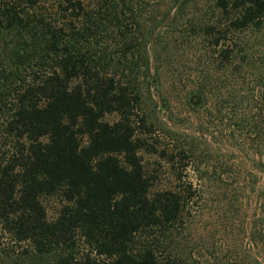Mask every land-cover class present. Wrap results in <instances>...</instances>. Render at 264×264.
Segmentation results:
<instances>
[{
	"label": "trees",
	"instance_id": "1",
	"mask_svg": "<svg viewBox=\"0 0 264 264\" xmlns=\"http://www.w3.org/2000/svg\"><path fill=\"white\" fill-rule=\"evenodd\" d=\"M150 1L61 0L52 11L38 0L0 6V108L16 146L0 159V224L30 244L22 252L29 264H185L177 233L201 191L197 182L227 193L196 143L207 128L199 136L170 129L178 144L159 146L152 88L161 75L151 60L170 49L191 0H165L163 8ZM188 24L210 56L185 102L209 124L233 121L232 131L244 130L255 149L250 238L260 250L254 264H264V43L256 42L255 57L240 40L264 31V0H212ZM160 104L169 110L168 98ZM143 152L171 164L173 188L152 189ZM187 169L196 184L183 179ZM55 196L61 202L50 219L43 199Z\"/></svg>",
	"mask_w": 264,
	"mask_h": 264
},
{
	"label": "rangeland",
	"instance_id": "2",
	"mask_svg": "<svg viewBox=\"0 0 264 264\" xmlns=\"http://www.w3.org/2000/svg\"><path fill=\"white\" fill-rule=\"evenodd\" d=\"M38 1L44 10L52 11L57 9L61 0ZM5 2L7 0H0V6ZM150 2L153 8L158 4L162 8L169 4L165 0ZM211 3L212 0H191L186 8V17L179 18L176 31L170 36V49L157 61L153 58L151 60L153 69H159L161 75L159 89L154 86L152 88L153 97L158 102L156 111L161 124L156 138L160 147L169 146L171 150L178 142L169 136L170 129L182 136H199V130L207 128L208 140L198 137L196 143L200 145V150L209 154L206 157L209 162L205 164L216 168V177L222 178L221 184L227 189L225 195L217 193L213 185L202 186V182L196 181L191 170H184L183 179L195 184L197 182V188L201 190L187 205L182 227L177 233L179 253L185 264H254L256 256L260 255V250L250 238L252 222L256 220V188L253 189L254 177L248 172L256 175L255 149L249 140L244 143V130L232 131L236 128L232 125L233 121L226 118L209 124V118L204 119L192 112L184 98L200 71L209 67L210 56L209 50L204 48L206 42L190 30L188 20L208 9ZM259 39L262 41L260 44L264 43V31L259 35L246 32L240 36V40L249 42V49L255 53V57L256 42ZM162 98L169 99L167 111L160 104ZM3 116L4 112L0 108V159L16 148L14 140L4 129ZM113 117L109 116V119ZM142 158L147 173L154 177L152 189L175 186L177 181L174 169L166 159L147 152L142 153ZM230 194L234 197H230ZM60 202L57 196L43 199L48 218L56 215ZM24 250L31 252L30 244L15 242L0 224V264H29L26 259L28 254L22 253Z\"/></svg>",
	"mask_w": 264,
	"mask_h": 264
}]
</instances>
